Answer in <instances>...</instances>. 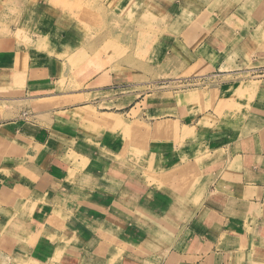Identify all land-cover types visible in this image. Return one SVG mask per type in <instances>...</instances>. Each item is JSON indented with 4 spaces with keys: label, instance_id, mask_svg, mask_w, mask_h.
Wrapping results in <instances>:
<instances>
[{
    "label": "crops",
    "instance_id": "0c3cea01",
    "mask_svg": "<svg viewBox=\"0 0 264 264\" xmlns=\"http://www.w3.org/2000/svg\"><path fill=\"white\" fill-rule=\"evenodd\" d=\"M129 1L115 60L108 34L81 37L38 5L0 32V264H264V76L239 79L264 68V0H173L148 26ZM146 65L218 83L128 120L133 136L149 127L126 150L119 131L78 126L91 94L136 102Z\"/></svg>",
    "mask_w": 264,
    "mask_h": 264
},
{
    "label": "rangeland",
    "instance_id": "374dc122",
    "mask_svg": "<svg viewBox=\"0 0 264 264\" xmlns=\"http://www.w3.org/2000/svg\"><path fill=\"white\" fill-rule=\"evenodd\" d=\"M141 1L142 3L140 4H142V6L139 9H141L140 12L144 13V16L141 19L138 18V20L136 18L135 21H137L136 24L147 26L156 24L157 22L159 23V15L163 13L162 11H165V9L168 8L170 4L173 3V0ZM118 2H120V9L123 2V5L125 6V12L123 13L128 14L130 12L128 17H131L132 12L129 10L132 9L130 8L132 1L127 3V0H0V32H4V29L6 30L10 25H12V27L19 25L26 13H29L30 10H33L32 8L38 5L41 8L46 9V12L48 13L55 12V14H59L62 20L61 23L63 25L70 24L72 28L75 29L74 31L81 37L92 36L93 39L98 40L97 37L100 35V33L108 34V39L104 40V45L107 46H105L107 50L106 55L109 57V59L115 60L117 56L123 54L125 55L127 47L124 43H126V37H131L132 33V30H121L124 32L125 37L124 40L122 39L123 41H121V39L117 40L116 35H114L116 34L115 25H119L117 22L121 24V16L119 17L117 15V8L115 10ZM135 4L137 5V3ZM140 4L136 6V8L139 7ZM89 18H91V20ZM124 20L126 22L130 21L131 19L125 18ZM19 32H17V38H19ZM145 32L147 33V30H145ZM156 41L157 38L155 39V42ZM145 53L147 54V51ZM98 66L99 64L94 63L92 68H98ZM140 69L141 77H139V80H151V82L146 86H141L134 89L137 92L136 96H138L136 102H133L130 105L126 104L123 108H119L121 104H117L112 100L107 103H95L94 98L96 95L94 94H91L84 99L89 102L88 106L78 110L80 112L85 110L90 113L89 115H84L83 113L79 118L81 123L78 126L84 132H90L92 133V136H95L94 134H98L100 127H108L109 131H112L113 133L119 131L121 135H125L123 141L124 145L130 143V139L132 143L134 141H138V137L147 140L149 125L147 123H143L142 120H140L136 131L138 135L133 136V133L128 125V123H130L128 120L135 119L136 122H138L139 118H144L148 122L151 118L161 116L164 113H169V105H171L173 101L179 99L181 96H183L182 99L184 100L195 99L197 97L196 93L199 95L201 94L202 87L207 88L208 86H215L218 83V79L215 78L208 79L206 81L204 79H169V77L167 78V75L159 71L160 69L158 67H155V71H159L158 73H155L154 75L152 74V76L149 78H145L143 74H147V70H150L148 69V65L141 67ZM253 75H257V73L241 74L239 75V79L242 80L247 77L248 80L252 81L255 80V78H260V76L252 77ZM83 78V76L79 77L80 80L78 81L79 83L77 84L78 86L76 88L84 87V83H81ZM75 79L77 78L75 77ZM63 81L65 82L66 79H63ZM89 85L86 87H93L91 84ZM211 89L212 88H210V90ZM120 91L127 97H130L129 99L125 98V101H131L132 96L131 94L128 96L127 92L132 91V89H123ZM112 95L116 96L114 92ZM133 106L134 109L132 108ZM106 110L115 112L111 113L110 115L112 118H117L119 120L116 121L110 119L109 121L111 122L108 124L99 122L102 111ZM126 148L127 145H125L124 150H126ZM67 158L72 159L73 156H69Z\"/></svg>",
    "mask_w": 264,
    "mask_h": 264
},
{
    "label": "built area",
    "instance_id": "2783aa9c",
    "mask_svg": "<svg viewBox=\"0 0 264 264\" xmlns=\"http://www.w3.org/2000/svg\"><path fill=\"white\" fill-rule=\"evenodd\" d=\"M257 73V75H253V76H264V68L260 69L259 71H251V74H255Z\"/></svg>",
    "mask_w": 264,
    "mask_h": 264
}]
</instances>
